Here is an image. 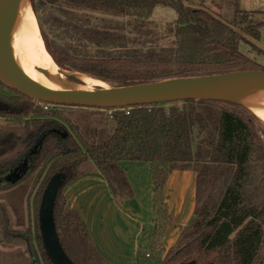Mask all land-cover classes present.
<instances>
[{
	"label": "trees",
	"instance_id": "obj_1",
	"mask_svg": "<svg viewBox=\"0 0 264 264\" xmlns=\"http://www.w3.org/2000/svg\"><path fill=\"white\" fill-rule=\"evenodd\" d=\"M31 1L54 61L112 86L264 70L239 49L246 35L259 37L263 24L252 19L261 10L242 9L240 0H235L227 19L215 14L206 0H199V6L191 5L192 0H41L138 21L150 20L161 9L175 13L169 47L109 56L77 54L68 45L52 43L38 17L36 0ZM69 25L78 38L98 46L126 45L120 24H91L75 15ZM13 91V95L0 91V117L5 119L0 126V178L25 162L28 168L19 181L5 182L0 190H11L3 197L22 225L25 201L33 199L35 236L31 227L24 231L32 264H54L39 227V208L51 178L62 173L65 185L87 172H100L121 206L134 194L119 165L122 160L149 162L155 190L164 187L173 170L196 172L192 219L166 250L163 236L171 217L163 204L148 245L137 251V264H264V122L242 104L190 99L88 108L38 102ZM64 185L54 215L65 252L75 264H105L87 225L69 207Z\"/></svg>",
	"mask_w": 264,
	"mask_h": 264
},
{
	"label": "crops",
	"instance_id": "obj_2",
	"mask_svg": "<svg viewBox=\"0 0 264 264\" xmlns=\"http://www.w3.org/2000/svg\"><path fill=\"white\" fill-rule=\"evenodd\" d=\"M119 165L134 192L121 206L114 200L105 177L97 171L87 172L66 183L63 194L69 207L87 225L105 264H137V251L148 245L151 227L163 204H167L171 217L163 236L166 250L177 241L181 227L192 219L196 205V172L173 170L164 187L155 190L149 162L122 160ZM5 182L11 183L3 178L0 187ZM10 192V189L0 190V194ZM2 202L6 201L1 197ZM31 204L32 197L25 201L24 225L8 202L0 204V264H32L24 231L19 230L30 224Z\"/></svg>",
	"mask_w": 264,
	"mask_h": 264
},
{
	"label": "water",
	"instance_id": "obj_3",
	"mask_svg": "<svg viewBox=\"0 0 264 264\" xmlns=\"http://www.w3.org/2000/svg\"><path fill=\"white\" fill-rule=\"evenodd\" d=\"M16 1L0 0V81L11 89L27 95L38 102L73 107L117 109L190 99H223L234 101L218 95L240 86L264 85V70L256 69L201 76L174 77L124 86H112L104 81L110 86V89L98 87L96 91H71L67 93L46 91L31 80L8 72L4 29ZM58 68L61 73L64 72L59 65ZM78 74L81 73H65L64 77L66 81L75 83L71 78H78ZM27 168L28 164L25 162L20 169L6 175L4 178L11 183H16L25 174ZM1 180L2 178H0ZM63 185L64 174L62 173L54 175L48 182L39 208V227L43 246L49 259L54 264H75L68 257L60 242L55 223V202L58 192Z\"/></svg>",
	"mask_w": 264,
	"mask_h": 264
},
{
	"label": "rangeland",
	"instance_id": "obj_4",
	"mask_svg": "<svg viewBox=\"0 0 264 264\" xmlns=\"http://www.w3.org/2000/svg\"><path fill=\"white\" fill-rule=\"evenodd\" d=\"M198 1L199 0H192L191 2L189 1V3L193 6H199ZM234 3L235 0H206V4L210 7V9L215 14L221 16L224 19L230 18L232 16L234 9L232 5ZM239 7L250 11L261 10V12H257L252 16V19L255 23H263L259 29V37L255 38L253 36L246 35V39L240 42L239 49L243 54L257 62L261 66V68L264 69V0H240ZM36 10L41 25L52 43L54 42L61 45H68L70 46L71 51L82 55L109 56L124 55L133 51H148L152 49L159 50L169 47L173 37L170 28L171 24L174 21L175 13L168 9H161L156 11L155 15L147 21H138L135 19H130L128 17L115 16L103 12L92 11L90 9L70 8L64 3L60 5H52L41 0H36ZM69 11H71V13H69ZM75 15H78L85 20L88 19L91 24H120L121 26H123V29H121L120 31L126 37V45L98 46L96 44L78 38L73 33L69 25V23L72 22V17ZM62 69L66 73H76L64 68ZM75 79L76 80H73V82H75L76 84H82V81L79 78ZM0 91L6 95L15 94V92L10 87L5 85L1 81ZM246 108L250 110L248 107ZM250 111L254 113L252 110ZM4 121L5 119L0 117V126L4 123ZM4 195L6 194H0V199L1 197L2 199H5L3 197ZM5 203L2 202L0 204ZM30 212L31 221L29 226L23 227L19 230L25 231L28 227H31L32 235L34 237L36 219L33 204L30 207ZM36 250L38 253H40L38 244L36 245Z\"/></svg>",
	"mask_w": 264,
	"mask_h": 264
},
{
	"label": "bare ground",
	"instance_id": "obj_5",
	"mask_svg": "<svg viewBox=\"0 0 264 264\" xmlns=\"http://www.w3.org/2000/svg\"><path fill=\"white\" fill-rule=\"evenodd\" d=\"M7 68L10 74L31 80L46 91H96L110 89L99 79L78 74L82 84L66 81L58 65L47 51L30 0H17L4 29ZM218 96L237 101L264 121V85H246L220 93Z\"/></svg>",
	"mask_w": 264,
	"mask_h": 264
}]
</instances>
